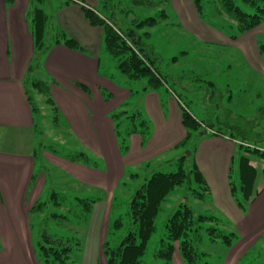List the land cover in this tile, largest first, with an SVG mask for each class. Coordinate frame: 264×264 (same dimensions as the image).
<instances>
[{
  "label": "rangeland",
  "instance_id": "obj_1",
  "mask_svg": "<svg viewBox=\"0 0 264 264\" xmlns=\"http://www.w3.org/2000/svg\"><path fill=\"white\" fill-rule=\"evenodd\" d=\"M191 1L193 4V0ZM199 1L202 11L200 14L197 13L203 26L209 28H207V32H205V28L198 30V32L186 30L177 22L173 13V11L179 12V8L173 9L168 5L147 8L136 6L133 0H105V4L101 1L98 2L97 10L101 14L108 16L106 8L102 6L112 5L115 8L113 14L117 24L123 27L128 23L129 25L132 24L130 28L138 36L142 37V43L145 45H143L142 49L153 60L155 68L167 79L166 88L162 86L159 88L160 92L158 93L161 97L159 102L161 104V115L164 118L168 117L170 101H175L179 110L178 98L180 96L187 106L188 111L186 112L198 121H212L213 129L219 130L228 137L234 135L240 139L242 136L247 135L250 143L264 149V52L261 54L259 50L260 46H264V21L257 28L243 35L238 34L236 36L235 30L230 26L229 21L218 12L219 4L217 1L219 0ZM234 1L238 7L247 11L242 0ZM57 2L52 0L49 6H53L55 3L54 8H56ZM32 5L39 7L37 2H32ZM161 10L166 11L168 15L167 21H160L150 29L133 27L134 21H143L148 17H156ZM183 10L185 11V9ZM51 33L49 38L52 40L56 36L53 30ZM144 33H148L149 36H144ZM218 34L225 36L226 40L219 38ZM60 35L61 33L58 38ZM234 35L236 38H241L235 43H230L231 40H234L231 38ZM105 58V56L101 58L100 68V73L104 75L106 84L103 91L104 107L102 109L105 118L102 131L98 130V133L96 132V136L93 138L87 136L86 144L89 147L83 144L85 143L84 141L78 139L77 133L75 135L77 138L75 137L76 139L73 140L65 139L61 136V133L64 132L60 127L64 126L67 120L59 114L58 123H54L53 111H50V108L41 99L44 97H37L36 92L30 87V83L35 79L34 77L29 78L27 88L33 94L35 104L39 109L37 117L38 127L36 132L34 131L36 133V145L41 143L47 147L48 151L54 150L57 152L55 154L43 152L42 159H40V162L37 161L35 165L36 172L40 166L42 172H44L43 168L47 169L44 172L47 183L41 201H45L47 195L50 194L51 188L59 195L65 196L68 199L67 203L68 201L72 202L70 200L76 196L83 199L111 196L113 208L109 221L112 223L118 215H123L126 212L127 202L149 173L152 171L163 173L177 171L176 161L187 152L184 148L166 150L151 158L147 168L129 166L132 168L124 169L125 175L122 178L120 177L121 183L119 186H111V179H114L115 175L110 165L115 168L118 161L122 160L120 159L121 156L125 153H120L119 156H121L120 158L118 157L116 149L118 148L120 151L121 144H119V141L121 138H118L119 141L115 135H112L114 139L112 138L108 123L110 120L113 124V134L117 123L119 124L118 130L122 133L125 125L123 118L125 116L136 113L142 115L144 106L142 107L140 102L141 89L145 81H128L117 70L116 62L110 57H108L109 60ZM251 65H253V69L250 68ZM123 111L126 112V115L116 117L115 121H113L112 115ZM180 111L182 119L183 110L180 109ZM142 117L144 118L143 115ZM148 125L149 131H151L149 122ZM81 136L83 137L82 134ZM92 144H97L99 151L93 150L90 147ZM126 145L129 150L131 146L129 137L126 140ZM75 152H83L89 158L88 164L79 163L80 165L89 168V171L97 170L103 172L102 175L107 181L108 192H111V195L107 191L97 192V188L84 187L79 182L72 179L69 180L67 175L66 177L62 174V172L65 174L69 173V176L73 174L74 168L71 170L64 168L69 166V164L76 165V162H72L66 157ZM240 153L241 151L239 154L236 153L233 162L232 178L234 180L237 177V161ZM49 157L58 159L57 161L65 165V167L53 164ZM189 158L193 162L194 154ZM189 164L188 162L187 165ZM259 165H262L260 161ZM89 176H91V173H89ZM260 183L261 185H259ZM259 184L254 188V192L260 191L261 193L259 192L258 197L254 196V203L252 202L250 205L245 206V209L242 210L243 219L236 224L214 206L211 197L207 196L206 199L201 200L193 195L185 184L177 187L161 205V210L155 219L156 232L147 244L146 253L142 259L143 264H160V261L155 260L153 253L158 247L160 238L164 236V222L181 204L188 205L195 216L214 215L219 217L225 222V225L219 224L216 227L226 233H234L236 236L233 245L228 248L222 244L221 240L216 242L209 241L208 235L203 229L214 226L213 224L202 225L203 229L200 232L202 240L198 245V249L209 255L204 258L203 262L206 264H264V185L261 178ZM193 188L196 189V186L193 185ZM240 194V192L237 193L238 198H240ZM52 210L53 208L49 207L41 215L42 217L37 214L30 215L33 253L32 261L30 260L29 263L41 264L38 261L37 242L40 230L45 229L52 234L75 235L80 239L81 251L72 257L75 261L74 264L90 263V258H88L87 263L85 258L91 255V258L98 256L97 262L92 260V264H105L101 243L104 241L105 226L108 222L104 221L107 223H105V226L102 225L100 230L102 234L94 231L92 235L90 230L87 229L92 216L87 219H80L79 224L74 218H70L69 222L43 220V215L51 213ZM101 235H103V241L101 240ZM5 251L6 249L0 248V254ZM7 260L9 261V258ZM15 263L11 262V264ZM0 264L10 263L0 258ZM170 264H184L177 248L174 250Z\"/></svg>",
  "mask_w": 264,
  "mask_h": 264
},
{
  "label": "crops",
  "instance_id": "obj_2",
  "mask_svg": "<svg viewBox=\"0 0 264 264\" xmlns=\"http://www.w3.org/2000/svg\"><path fill=\"white\" fill-rule=\"evenodd\" d=\"M56 1L58 2L54 8L55 3L49 6L52 0H36L46 16L45 39H48L46 43L51 45L42 54L39 67L31 69L34 47L30 12L33 0L9 2L0 0V248L6 249L0 254V258L10 264L11 262L34 264V262L29 263L30 260L32 261L33 253L29 210L42 199L47 183L44 174L47 169L43 168L44 172L42 170L36 172L33 158L37 146L33 127L34 117L25 95L29 78L34 77L33 81L46 83L48 95L56 107L58 120L60 115L66 118L67 123L60 127L64 132L61 133L63 138L73 140L78 137L80 141L85 142L83 143L85 146L89 147L86 144L87 136L93 138L98 130L101 132L105 118L102 109L106 84L100 68L101 58L105 56V59L109 60V56L103 50L104 28L90 25L83 10L86 6L96 11L99 0ZM167 5L173 9L179 8V12L173 11V13L177 22L186 30L198 32L205 28V32L208 31L209 28L203 26L191 0H168ZM52 30L56 37L61 33L75 41L78 48L71 49L62 43L53 44L54 39L49 38ZM218 36L226 40L225 36L219 34ZM240 38L237 37L230 43H235ZM260 67L264 66L260 65ZM250 68L253 69V65ZM144 81L140 102L142 107L144 106L142 115L151 126L150 139L148 138L149 140L142 145L140 136H130L131 146L124 155H120L121 158L119 156L121 152L116 149L118 157L122 160L118 161L115 168L110 165L115 175V178L111 179V186H119L120 177L125 175V168H132L129 166L147 168L151 158L166 150L176 149V145L186 134L181 119V106L179 105L178 110L175 101H170L168 117L164 118L161 115L159 89L145 90L146 80ZM36 94L37 97H44ZM41 99L45 102V97ZM178 99L187 109L180 96ZM49 108L52 111L51 107ZM108 126L111 136L115 135L110 120ZM222 135L201 133L193 161L209 189L204 199L207 196L211 197L214 206L236 224L242 221L243 212L230 193L229 168L231 164L233 166L234 158L239 151L235 141L229 139L226 134ZM112 138L114 139L113 136ZM90 147L99 151L97 144H92ZM43 152L50 151H42L40 159ZM49 158L53 164L65 167L57 161L58 159ZM259 161L262 165H259ZM72 168L74 170L71 176L62 172L68 176L67 179L77 181L84 187L97 188V192H108L109 186L102 171H89V168L79 163L69 164L64 169ZM263 168V159L255 155L250 157L248 170L251 173L249 181L253 190L259 184L260 178L264 185ZM33 174H36L34 180H32ZM108 193L111 195V192ZM97 199L100 201L94 204L90 215L91 222L87 225L92 235L94 231L102 234L100 231L102 225L109 223L112 197ZM105 220L107 222H104ZM102 237L103 235H101L103 241ZM91 257L92 255L87 256L85 262H88V258L91 264L92 260L97 262L98 256Z\"/></svg>",
  "mask_w": 264,
  "mask_h": 264
},
{
  "label": "trees",
  "instance_id": "obj_3",
  "mask_svg": "<svg viewBox=\"0 0 264 264\" xmlns=\"http://www.w3.org/2000/svg\"><path fill=\"white\" fill-rule=\"evenodd\" d=\"M4 1L9 2L10 0ZM99 1L105 4V0ZM33 2H36V0H33ZM133 2L136 6L147 8L168 4V0H133ZM199 2V0H193L195 8L200 14L202 6ZM217 2L219 4V14L229 21L230 26L235 30L236 36L258 27L264 21V0H242L247 11L238 7L234 0H219ZM102 7L106 8L108 16L101 14L98 10L94 11L93 9L86 8L83 10L90 25L104 28V51L116 62L119 73L128 81L146 80L145 90L159 89L162 86L165 88L167 86L166 77L155 68L153 60L149 55L145 54L144 49H142L144 45L142 37L138 36L130 28L132 24L129 25L128 23L125 27L119 26L114 19L113 11L115 8L112 5H103ZM31 8L30 29L34 47L31 69H34L39 67L42 54L51 44H47V40L45 39L46 16L43 14L41 8L35 5H32ZM167 19L168 15L166 11L161 10L156 17H148L143 21H134L133 27L150 29L160 21H167ZM144 36L149 35L148 33H144ZM236 36L234 35L231 38L235 39ZM56 43H62L71 49L78 48L75 41L67 38L64 34H61L59 38H54L53 44ZM259 50L263 54L264 46H260ZM27 87H25V95L33 112V127L36 132L39 109L35 104L32 93ZM30 87L36 93L45 97L44 103L51 107L53 121L57 124L58 115L56 107L48 95L46 83L43 81H32ZM123 115H126L125 111L112 115V119L115 121L116 117ZM123 120L125 121L123 132L121 133L118 130L119 124L117 123L114 127V134L117 139L121 138L118 141L121 144L120 151L124 154L128 150V146L126 145L128 137L138 135L141 137L142 145L147 142L149 138V125L139 113L125 116ZM182 124L186 130V136L175 148H184L187 153L176 161L178 166L177 171L170 173L152 171L149 173L127 202L126 212L123 215H118L112 223L109 221L101 247L105 264H143L142 259L146 253L147 244L156 232L155 219L161 210V205L167 196L177 187L185 184L192 191L193 195L201 200L208 194L209 189L202 174L197 169L194 161L191 162L189 157L193 156L201 133L206 132L201 126L215 131V133H205L207 135L223 136V133L219 130H213V123L198 121L186 111L182 113ZM229 139L235 141L238 151H241L237 161L238 170L235 180L232 178L234 169L232 164L229 168L230 193L236 205L241 210H244L245 206L250 205L255 199L254 196H257L260 192H254L250 186L251 173L248 170L250 157L251 155H255L264 160V149L250 143L247 135L242 136L240 139L234 135H230ZM44 150H47V147L41 143L37 144L33 152L35 165L37 161L40 162V153ZM51 153L55 154L57 152L52 150ZM66 157L72 162L89 163L88 156L83 152H75ZM188 162L190 163L189 165H187ZM262 171L264 173V168ZM35 178L36 174H33L32 180ZM193 185L196 186V189L193 188ZM238 192L241 193L240 198L237 197ZM67 200L65 196L59 195L51 188L50 194L47 195L45 201L38 200L30 208L29 215L37 214L41 216L45 213L44 211L51 207L53 208L52 212L43 215V220L69 222L70 218H74L79 224L80 219H87L90 216L94 204L100 201V199H83L78 196L71 200L69 199L72 202L68 201L67 203ZM112 208L113 199L110 204L109 218L112 215ZM207 223H211L214 226L203 229L202 225ZM219 224L225 225V222L214 215L195 216L193 210L188 205L181 204L164 222V236L160 238L158 247L153 253L155 260L160 261V264H170L174 250L177 248L184 264H206L203 260L209 255L198 249V245L202 240L200 234L202 229L208 235L210 242L221 240L222 244L228 248L233 245L236 239L234 233H226L216 227ZM80 242V239L75 235H57L42 229L39 232L37 242L38 261L41 264H74L75 261L72 257L81 251Z\"/></svg>",
  "mask_w": 264,
  "mask_h": 264
},
{
  "label": "built area",
  "instance_id": "obj_4",
  "mask_svg": "<svg viewBox=\"0 0 264 264\" xmlns=\"http://www.w3.org/2000/svg\"><path fill=\"white\" fill-rule=\"evenodd\" d=\"M128 44V43H127Z\"/></svg>",
  "mask_w": 264,
  "mask_h": 264
}]
</instances>
